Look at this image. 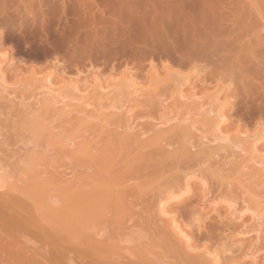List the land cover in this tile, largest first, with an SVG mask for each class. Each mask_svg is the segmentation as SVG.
<instances>
[{"label": "bare ground", "instance_id": "obj_1", "mask_svg": "<svg viewBox=\"0 0 264 264\" xmlns=\"http://www.w3.org/2000/svg\"><path fill=\"white\" fill-rule=\"evenodd\" d=\"M112 1L116 3V7H113L114 11L112 7L109 8L113 16L111 19L114 20L115 26L119 24L121 27L119 29L124 33L120 39L122 42L113 39L114 43L117 41L115 45L120 43V48L123 43L125 44V49H120L121 51L128 50L126 46L130 47V45L138 50L137 43L140 42L139 52L135 49L134 51L139 57L143 56L142 59L146 60L148 54L151 63L150 55L153 54L151 55L153 58L154 52H160L165 62V58L173 53L180 61V63L177 60L175 62L181 65L184 60H187L186 63L189 61L193 63L198 58L201 61L207 59L205 62L209 63L208 59L215 52L218 56L221 51L230 52L235 49L238 53H242V55L238 54L241 57H236V60L238 59L236 65L239 66L237 69L242 70L240 79L242 75V78L247 79L248 75L256 76L261 72L264 74V65L260 66V62L254 59L256 54L252 53L257 50L255 48L264 47V34L259 32L260 28L264 30V18L261 15L262 10L258 9L261 4L257 1L256 3L245 0ZM71 2L72 0H0V30L6 28L10 29L9 31L11 29L23 31L24 29L28 31V35L51 31L53 25L50 26V22L53 23L55 18L52 21L47 18L55 15L67 18L70 11L74 10ZM106 9L108 10V7ZM37 15L40 17V22L41 18L45 20L44 22H49L39 24ZM29 19L31 23L24 26ZM61 23L63 24V21ZM95 25L97 26L96 23ZM106 25L102 26L105 29L102 31L103 34L108 35L105 32L110 31L112 27L110 28L109 25L106 30ZM257 27H260L258 32H254ZM52 29L54 31L53 27ZM134 32H137L136 36ZM131 33L134 35V41L133 38L131 41L136 44L129 42L130 38L127 34L131 36ZM252 35L257 37L253 41L250 39ZM217 36H221L222 39ZM169 38L173 40L167 41ZM124 39L130 45L128 42L126 45ZM93 42L95 43V40ZM118 47L119 45L116 48ZM73 49L71 54L74 55L76 48ZM244 52L251 59V61L247 60V64H243ZM5 53L0 52V100L5 102L6 109L0 112L3 118V120L0 118V128L4 127L3 122H6L11 115L18 119V124L8 123L6 126L8 128L13 125L12 129L15 130L16 125L19 128L17 130L21 131L20 135L18 133L19 136L15 134L14 137L17 136L18 139L15 143L22 141H20L22 151L21 149L18 151V154L22 155L21 157L16 155L18 156L16 164L8 160L12 157H8L7 150L3 152L2 158L0 156V254L4 253V257L0 255V264H42L40 259L46 255L45 251L42 256L40 251L42 249L38 250L40 246L35 241L20 235L26 230L22 219L30 220L40 230L39 235L37 233L35 237L47 238L49 230L59 232L73 244H87L86 246L106 256L101 262L97 261L94 264H157L166 256L164 253L168 252L175 253L186 264H223L222 252H230L232 249L224 244L219 250V245L213 248L206 242L200 247L193 246V237L181 227V223H177L175 215L169 209L170 204L180 202L183 197L192 193L193 180L196 185L198 184L200 201L203 203L207 201L209 190L206 189L205 176L214 177L217 173L221 175V171H224L223 165L233 168H230L231 175L236 176V179L232 182L230 175V183L234 184L232 189L237 190V193L233 195L232 189H228L223 183L227 187L224 189V185L219 181L220 185H223L222 192L219 191L222 194L217 193L216 198L207 201L211 202L214 213L216 212L215 215L213 214V220L211 219L212 223L206 220L207 217H203V208H199L196 212L190 210L189 213L187 212L190 214L188 218L199 233L209 227L211 231L223 230V222L227 219L239 220L241 222L239 230L240 226L243 230L236 232L237 235L253 237L252 240L250 238L251 242L247 243V247L240 251V258H248L255 262L258 253L255 245L262 238L264 239V192H260L261 188L264 191V154L257 149L258 144L264 140V135L260 129L253 134H249L250 132L243 134L244 132L242 133L237 127L229 128L230 130L223 128L227 122L225 108L230 103L228 99L221 97L224 96V90L225 93L227 89L230 91L229 85L226 88L217 86L211 92L201 91L205 95H196L190 75L183 76L178 70L177 73L170 72L172 69L169 65L166 66L165 62V75L163 78L159 77L153 62L150 69L152 82L146 86L149 87L148 89L144 87V91L129 72L124 73L115 82L113 80L103 82L97 78L98 76H93L85 79L81 88L77 84L71 85V89L68 86L69 92L65 90L67 86H63L64 78H60L55 83L48 77L44 79L45 76H42L43 79L41 77L36 80L30 79L21 86L12 87L7 81L8 77L6 79L7 74L5 75L3 71V63L6 62ZM89 53L87 55H90ZM260 53L259 51L258 56L261 57L260 59L263 58L261 62L264 63L263 51ZM158 58L156 59L159 60ZM171 60L174 63V57ZM198 75L200 76L196 74L195 77ZM34 78L38 77L34 76ZM261 78L258 75L256 77L257 80ZM14 79L15 77L13 81ZM249 79L255 80L251 76L247 80ZM160 86H167L170 91L168 97L160 98L156 90ZM186 87L188 91H184ZM236 89L235 87L233 91L235 92ZM166 99H170V103L165 102ZM3 102L0 104L4 108ZM147 117L152 120L142 122V119ZM7 133L8 131L4 132L5 135ZM10 137L12 139L13 136ZM7 138L9 141V136ZM2 140L4 142V138ZM6 143L7 140L5 145ZM22 143L29 144L30 150ZM2 144L3 147L1 144L0 147L5 150V145ZM150 150H154L152 156L146 154ZM4 153L8 157L5 155L6 161L3 160ZM211 159L217 161L211 162ZM2 161L7 162L9 167L11 166L9 162L14 165L9 168ZM163 161L174 164L171 168V170L175 169L174 173L164 176L167 170L161 173L158 172L159 170H154L150 177L144 178L145 169ZM66 163L69 164L65 165ZM217 163L222 165L220 169ZM70 164L71 170L66 171ZM64 165L66 169L63 168ZM200 165L206 167L202 166V169H198ZM14 166H17L16 171L13 169ZM210 167L214 168L208 173ZM230 183L228 182L227 185ZM148 194H151L152 202L149 208L150 218L146 220V229L153 231L154 234L144 235L140 226L144 217L132 207L141 202L148 203L149 198H145ZM130 197L137 202L134 203ZM221 206L223 210L219 212ZM126 222L131 224L122 230L119 227L122 233L109 237L102 236L106 228ZM12 232L15 233L14 239L3 243L7 235ZM154 236L158 240H155ZM142 239L144 242L137 243ZM155 248L161 249L163 253L155 252ZM234 248L235 253L238 247L234 246ZM232 258L231 262H233ZM53 259L57 263L60 262L58 257ZM65 260L67 264L83 262L77 261L72 256H67Z\"/></svg>", "mask_w": 264, "mask_h": 264}, {"label": "rangeland", "instance_id": "obj_2", "mask_svg": "<svg viewBox=\"0 0 264 264\" xmlns=\"http://www.w3.org/2000/svg\"><path fill=\"white\" fill-rule=\"evenodd\" d=\"M109 1H107V0L106 1L105 0H72L71 5H72V9H74V10L70 11V14L68 15L67 18H64L63 16H59V15H57L58 17L55 15L56 17L52 16L49 19L47 18V20H49V21H52V19L55 18L53 20V23L50 22L51 23L50 26L53 25V26H51V31L47 30V32L46 31H43L40 33L38 32V34L33 33V35L35 34L34 36L31 33H30L31 35L30 34L28 35L27 34L28 31H26V30L24 31L23 28L22 29H23L25 34L23 33L22 30L19 31V30L14 29L15 30L14 31L13 29H11V31L13 32V34H12V32L9 31L10 29H8V30L6 28L1 29L0 32L1 31L2 32H1V40H0V49H1L0 52H2V53L6 52L5 53L6 62L3 63V71L5 72V75L7 74L6 79L8 77L7 81L9 83H11V86L12 87L13 86H21L24 82H26L30 79L36 80V79H40L39 77H41V79H43V77L45 76L44 79H46L48 77L51 81H53L55 83L60 78H64L65 82H64L63 86L64 85L67 86V88L65 90H68L69 89L68 86L70 87L71 85H75V84H77L79 86V88H81L84 85L83 83H84L85 79H89L93 76H96V77L98 76L97 78L101 79L103 82H107L110 80H113L115 82L116 80L118 81L124 73L129 72L131 74V77L134 78L135 81H137V85L138 86L141 85L140 87H143V91H144L147 88L146 86H148L152 82L151 81L152 77L150 75L151 63L154 62L153 66L158 71V73L160 75L159 77L162 76V78H163V75H165V68H166L165 65L167 63L166 66L169 65L171 67L170 69H172V71L170 70V72L177 73L176 70H178L179 74L181 73V75H183V76L187 74L188 76L190 75V77H192L191 80H193L192 83H193V86L195 88L196 95H201V94L205 95V93H203V92L204 91L206 92V90L208 92H211L217 86H220V87L224 86V88H226L227 85H229L230 91H228V89H227L226 93H225V90H224V96L221 97V99H223V98L228 99L229 103H230L227 106V108H225V115L227 118V122L223 126V128L224 129L225 128L233 129V128L237 127L240 129V131L242 133L244 132L243 134H246L247 132L248 133L250 132L249 134H253L254 132H257V130L259 131V129H260V130H262L261 133H263V135H264V82H262V81H264V78H263L264 74L261 72V73L256 74V76L255 75H248L247 76V79L251 76L252 79H255V80L244 79V78H242L243 75L241 76V79H240V75H241L242 70L237 69V67L239 68V66L236 65V62L238 60V59L236 60V57L237 56L241 57L242 53H238L237 50L234 49L230 52L229 51H223L224 53L221 51V53L217 56L218 53L215 52L216 55L214 53V55H212L208 59V61H210V62L212 61L211 63L210 62L206 63L205 61L207 59L203 60V58H202L203 61H201V59L198 58L193 63L191 61H189V63H186L185 61H187V60H184L183 63H181V65H180L179 64L180 61H178L176 58L177 55L170 53V56H172V58L174 57V63H173V61L171 60L172 58L170 56L168 57L166 54H164L167 56L166 58L164 57L166 59V61L164 59V61L166 62L165 63V62H163V57H161V53L159 52L160 53V56H159L158 52H154L155 58L154 57L152 58L153 54H151L152 56L150 55V57H151L152 61L150 63L149 62L150 59L148 58L149 57L148 54L146 55V60H145V58L142 59L143 56L139 57V54L136 55V53H135V51L139 52L140 42L137 43V44H139L137 46L138 50H136V47L134 48L135 51H134L133 47H131V45H130V43L131 44L135 43V42H132L131 39L133 38V41H134L133 36L137 32H134V35L131 33V36L129 34H127L128 38H130L129 39L130 43L128 41L127 42L129 43L131 50H130V47L126 46V49L127 48H129V49L126 51H124V50L121 51L122 49H125V44L123 43L122 48H120L121 45L119 42L117 43L119 45V47L116 48L118 46V45H115L117 41L114 43L113 39L114 38L116 40L119 39V41L122 42L120 39H122V37L124 36V33L122 32L121 29H119V28H121L119 26V24L115 26L114 20L111 19L113 16L111 15L112 11L110 10V12H109V8L112 7V10L115 9L113 7H116V3L113 2L112 0H111L112 3L111 2L108 3ZM245 1H251V2H255V3H256V1L259 2L261 4V7L258 9L260 11L262 10L261 15L264 18V10L262 9V8H264V6H263L264 1H262V0H245ZM103 3H106L107 5H104ZM113 3L115 5H113ZM102 4H103V6H102ZM260 4H259V6H260ZM86 5H87V8H86ZM256 5H258V4H256ZM106 7H108V10L106 9ZM102 11H103V14H102ZM77 12L81 16L78 15ZM37 18H38L37 21H39V24H45V23L49 22V21L44 22L45 20H43L42 18H41V22H40L39 15H37ZM57 19L59 21H57ZM29 20L24 23V26L25 25L28 26L31 23V20H30V22H29ZM42 20H43V23H42ZM35 21H36V17H35ZM61 21H63V24L61 23ZM94 21L97 24V26L95 25ZM106 23H108V25H106ZM105 25L107 26L106 30H108L109 25H110L109 26L110 28L112 27L111 29H109L110 31L105 32V33H108V35L103 34L105 31V29L103 27ZM54 26L56 27L57 30L55 29ZM114 26L116 27L115 29H114ZM52 27L54 28V31H53ZM58 28H59V30H58ZM259 28L260 27L255 28L254 32H258ZM60 29H62V30H60ZM103 29H104V31H102ZM135 30L136 29L134 28V31ZM58 31H59V33H58ZM56 32H57V34H56ZM259 32L261 34H264V30H261V28L259 29ZM61 33L63 35H61ZM69 33H70V35H69ZM75 34H76V36H75ZM79 35H80V37H79ZM109 35H110V39H108ZM119 35H120V38H119ZM127 35H125L126 40L128 39ZM250 35H248V37L247 36L246 37L249 38ZM63 36H64V38L62 39ZM84 36H85V38H84ZM70 37L71 38L74 37L75 39H73V38L70 39ZM78 37H79V39H78ZM217 37L222 39L221 36H217ZM218 38H216V39H218ZM255 38H257V37L252 35L250 39H251V41H253ZM3 39H4V41H3ZM10 39H11V41H10ZM136 39H137V37H136ZM170 39L173 40V38H169L167 41L171 42ZM17 40H18V42H17ZM93 40H95V43L93 42ZM126 40H125V43H126V45H128ZM63 42L65 43V45ZM71 42H72V44H71ZM137 42H138V40H137ZM111 44H113V45H111ZM79 45H80V47H76ZM100 46H102V47H100ZM133 46H134V44H133ZM71 47L76 48L75 49L76 52H74V55L71 54L72 51L74 50ZM260 48H255L257 50H255L252 53L256 54V58H254V59L256 61L260 62L259 65L263 66L264 63L261 62V61H263V58L260 59L261 57L258 56V54H259V51L261 53L263 51L262 55H264V47H260ZM103 49H104V51H103ZM258 49H260V50H258ZM129 50L131 52L134 51V53H130ZM84 51H86V53H84ZM95 51H96V53H94ZM88 52H90L89 53L90 55H87ZM128 52L130 54H128ZM155 53H157V54H155ZM244 53H245V55L243 56L244 57V60H243L244 63L243 64H247L248 63L247 60L251 61V59L248 58V54L246 52H244ZM224 54H226V55H224ZM238 54H241V55L239 56ZM141 55H144V54H141ZM74 57H76V59ZM79 57H80V59H79ZM134 57H135V59H133ZM160 57L162 59H160ZM221 57H223L222 60H219V58L221 59ZM140 58L142 60H139ZM156 58H158L159 60H157ZM167 58H168V60H167ZM169 59H170V61H169ZM175 60H177V62H179V63H176ZM184 63H186V64H184ZM162 64H164V65H162ZM248 66H249V64H248ZM16 69H17V71H14ZM196 74H200V76L198 75L199 78L196 76L197 79L195 77ZM204 75L206 76V78ZM238 75H239V79H238ZM257 75L259 76V78H261V76H263L262 77L263 79L261 78V79L257 80L256 79ZM34 76L38 77V78H34ZM14 77H15V79L13 81ZM202 77L204 78V80H202L203 79ZM207 77H209V78H207ZM245 78H246V76H245ZM205 79H207V80H205ZM19 80H20V82H19ZM260 86H261V88H260ZM144 87H145V89H144ZM235 87L237 89L234 92L233 90ZM70 89H71V87H70ZM156 90H157V93L160 94L161 99L168 97V95L170 93V91L167 89V86H160ZM186 90L188 91V87H186L184 89V91H186ZM69 91L70 90H68V92ZM201 91H203V92H201ZM251 92L253 94H251ZM245 93H246V95H245ZM246 96H248V98ZM197 97H202V96H197ZM260 98H261V100H260ZM166 100L167 101H165V102L170 103V99H166ZM0 101H1L0 103L3 102V100H0ZM3 104H4V108H3L2 104H0V109H1L0 112H3V110L5 109V102H3ZM246 106L249 109H247ZM254 113H255V116H254ZM9 117H10V115H9ZM0 118H2L1 114H0ZM5 118H7L6 115H5ZM257 118L259 120H257ZM2 120H3V118H2ZM6 120H7L6 121L7 123L3 122L5 124H2L6 128H7L6 125H8V123L9 124H11V123L15 124V122H16V124H18V122H19V121H17L18 119H16L14 116L12 117V115L9 119L7 118ZM145 120L150 121L152 119L147 117V119H145V118L142 119V122H145ZM4 121H5V119H4ZM260 121H261V123H260ZM53 123L55 126V124H56L55 121ZM63 125H65V124H63ZM0 127H1V123H0ZM4 127L0 128V133L3 134V135H0V144L3 147L2 143H4V145H5V142L7 140L6 145H8V146H6V145L4 146L5 150H4V148L0 147L3 150L2 151L0 149L1 150L0 156L2 158L3 152H6V150H7L8 152H6V154L8 155V157L9 156L12 157L8 160L9 161L12 160V163L16 164V160L18 159V156L16 157V155H19L18 151H19V149H21L20 151H22V148H21V143H20L21 140L19 141L20 144L17 142H16L17 143L16 144L15 141H18V139H16V138H17V136L20 135L21 131L17 130L19 128L16 125H15V128H16L15 130L12 129L13 125H12V127H8L7 129H5ZM11 129H12V131H11ZM5 130L8 131L7 135L4 134V132L6 133ZM9 130H10V132H9ZM11 132H13V133H11ZM18 133H19V135H18ZM15 134L17 135L16 137H14ZM10 135L13 136L12 139H11ZM8 136L10 139L9 141L7 138ZM3 138H4V142L2 140ZM21 138H23V137L21 136ZM10 142H11V146H10ZM13 143H14V145H13ZM18 144L20 146H18ZM22 145H24V147H25V145H27V144L22 143ZM6 147H7V149H6ZM9 147H10V149H9ZM11 147H13L15 150L12 148V151H10ZM16 147L18 148V150H16ZM31 147H32V145H31ZM38 147L39 146H37V148ZM29 148H30V145L28 144L26 149H29ZM257 149H258V151H262L261 153L264 154V140L260 144H258ZM9 151H10V153H9ZM153 151L152 150L147 151L146 154L152 156ZM6 154L4 153V157ZM7 155H6V157H7ZM21 155L22 154H20L19 156L21 157ZM6 157L3 158V160L5 159L4 161H6V159L8 158V157L7 158ZM217 159L216 160L213 159V160L217 161ZM213 160L211 159L210 161L212 162ZM237 160H238V158H237ZM3 163H5V162H3ZM12 163L9 162V164L11 165L10 167L7 164V162L5 163V165L7 164L6 167L11 168L12 165H14ZM67 164H69V163H66L65 165H67ZM217 164L220 165L219 166V169H220V167H222V165L220 163H217ZM65 165L63 166V168L65 167ZM226 165H228V164H226ZM202 166L206 167V165H200L199 168L198 167L197 168L202 169ZM223 166H224L223 167L224 171H221V170L220 171L224 175H222V174L220 175V173H217L214 177H212V175H208V176L206 175L205 176V180L207 182L206 189L209 190L208 191L209 194L207 195V199H208L207 201L211 200L212 198H216L217 193L222 194L219 191L221 190V192H222L223 185H224L223 183H225V185L228 187V189L230 188V190L232 188H234V184L230 183V182L231 181L234 182L236 179V176L231 175V173H232V170H230L231 167L227 168L229 166H227V167L225 165H223ZM172 167H174V164H172L171 162H164L163 161L161 163L152 164L149 168H147L143 171V173L145 174L144 178L150 177L152 171H154V170H159L158 172H160V173L167 170L168 172L164 174V176H167L171 173H174L175 169L171 170ZM225 167H226V169H225ZM40 168H42V167H40ZM69 168H72L71 164L67 168L66 171H70L71 169H69ZM213 168L214 167H210L208 169L209 170L208 173L210 172V169L212 170ZM13 169H15V171H16L17 166L16 167L14 166ZM65 169H66V167H65ZM231 169H233V168H231ZM227 171L228 172L231 171V172L228 173ZM10 172H12V171H10ZM230 175L232 176V180L230 178L231 177ZM218 177H219V179H218ZM233 177H234V179H233ZM219 181H221V183L223 185H220ZM192 182H193L192 183V186H193L192 193L183 197L180 200V202L172 203L169 205V209H170V211H172L173 215H175V219L177 220V223H181L180 224L181 227L186 229L188 231L189 235L191 237H193L194 241H193L192 245L195 247L196 246L200 247L201 245H203V242L204 243L206 242L209 247L212 246L213 248L215 246L219 245V250L222 249V246L224 244L226 247H230V249H232V251L222 252L223 254L221 253L222 254L221 257H223V259H224L223 264H264V239L263 238L261 241H259L260 245H262L261 247L259 245V242H257L258 245H257V243L255 245V246H257V250H258L255 262H252V260L251 259L249 260L248 258H245V259H243L242 257H241L242 259L240 258L241 252L243 251V249H245L247 247V245L251 242L253 237L252 236L251 237L250 236H240V235H239L240 236L239 237L237 235L236 232L243 230V228L241 226H240V230H239V225H241L240 224L241 222L239 220H237V221L236 220H229V219H227L226 221L224 220L225 221V222H223L224 226L222 225V227H224V228H223V230L221 229L220 231H218V230L211 231L209 226H208L209 228L207 227L208 229L206 231L203 230V232H200V233L198 231H196L195 226L193 224L191 225V223H193V222L191 220H189V218H188L190 215V214H188L190 212V210L192 212L193 211L196 212L199 210V208H203L202 209V212H203L202 215L204 218L205 217L208 218V219L206 218V220L209 223H212V220H213L212 217H214L216 212L214 213V209L211 205V202L208 203L207 201H205L203 203L200 201L201 199H200V194H198V192H199L198 191V184L196 185L195 184L196 182L194 180ZM228 182L231 185L230 184L227 185ZM217 184H219V185L217 186ZM225 185H224V189L226 187ZM258 189H260V187H258ZM263 190H264V188H263ZM260 192L261 193L264 192V191H262V188H261ZM232 193H233V195L236 194L237 190L232 189ZM150 196H151V194H148L145 196V198H149L148 203L141 202L137 206L132 207L135 212L140 213L144 217V220L142 219L143 222H141V225H140L141 229H142L141 231L144 233V235L154 234L153 231H149L146 229V220H147V218H150L149 208H150L151 202H152V198H150ZM130 200H132L134 203L137 202L136 199L131 198V197H130ZM200 202H201V204H200ZM221 207L218 209L219 212H220V210H223V207L222 208ZM136 219L138 220V218H136ZM136 219H134V220H136ZM21 221L26 226V230L21 232L20 235L26 236L28 239L35 241L36 244L38 246H40V247H38V250H40L39 248L42 249V250H40L42 253V256H43L44 251H45L44 253H46V255L40 259L42 264H67V262L65 260V258L67 256L75 257V259L77 261L82 260L83 262H87L88 264H94L97 261L101 262L102 259L104 257H106V256L98 253L96 249L91 248L90 246H86L87 244L86 245L75 244V243L73 244L72 242H70L66 238L65 235L60 234L59 232H53V231L49 230L47 238L43 237V236L42 237H35V234H36V236H37V233L39 235L40 230L33 223H31L30 220L27 221L26 219H22ZM182 223H183V225H182ZM129 224H131V222H128V223L126 222L122 225L117 224L116 226L113 224L114 226H112V227L110 226V228L108 227V228H106V230H104V233L102 236L109 237V236L115 235L116 233H122L121 232L122 228H125ZM119 227L121 228V230L119 229ZM116 228H118L119 231ZM1 229H3L2 226H1ZM221 231H222V233H221ZM204 232L207 235H205ZM235 235H236V237H235ZM14 236H15L14 232L9 233L7 235V238L3 241V243L8 241V240H13ZM221 237L223 239H220ZM153 238L155 240H158V238L155 236ZM250 238H251V240H250ZM113 239H116V237H113ZM227 239H228L229 243L227 242ZM143 240L144 239L138 240V242L135 240V242L142 243ZM220 244H221V246H220ZM233 244L235 247H238V248H236L237 250L235 253L233 251L235 249ZM213 248H211V249H213ZM154 251L158 252V253H163L162 250L159 248H155ZM164 254L166 256H164L162 258L161 262L158 261L157 264L162 263V261H163L162 264H165V263L166 264L167 263L168 264H186V262L181 257L176 255L175 253H169L168 252V253H164ZM0 255H1V257H4V253H1ZM238 256H239L240 260H239ZM54 257H58L60 259V262L59 263L55 262V260L53 259ZM232 257H234V258H232ZM154 258H155V256H154ZM229 258H230V260H229ZM231 258H232L233 262H231ZM227 259H228V261H227ZM83 262H80V263L84 264Z\"/></svg>", "mask_w": 264, "mask_h": 264}]
</instances>
